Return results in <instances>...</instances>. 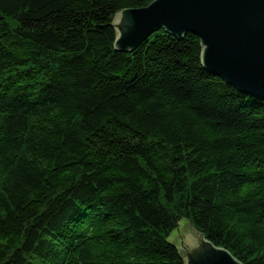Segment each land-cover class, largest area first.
Returning a JSON list of instances; mask_svg holds the SVG:
<instances>
[{
    "label": "trees",
    "instance_id": "obj_1",
    "mask_svg": "<svg viewBox=\"0 0 264 264\" xmlns=\"http://www.w3.org/2000/svg\"><path fill=\"white\" fill-rule=\"evenodd\" d=\"M154 1L0 0V264H185V225L264 264V100L191 33L118 52Z\"/></svg>",
    "mask_w": 264,
    "mask_h": 264
},
{
    "label": "water",
    "instance_id": "obj_2",
    "mask_svg": "<svg viewBox=\"0 0 264 264\" xmlns=\"http://www.w3.org/2000/svg\"><path fill=\"white\" fill-rule=\"evenodd\" d=\"M113 27L115 49L123 53L162 29L178 39L194 34L206 70L264 100V0H155L146 8L120 11ZM171 241L185 264H243L192 225L179 228Z\"/></svg>",
    "mask_w": 264,
    "mask_h": 264
},
{
    "label": "rangeland",
    "instance_id": "obj_3",
    "mask_svg": "<svg viewBox=\"0 0 264 264\" xmlns=\"http://www.w3.org/2000/svg\"><path fill=\"white\" fill-rule=\"evenodd\" d=\"M176 234H177V231H176V233H175V234H173V235H172V237H174ZM170 240H171V238H170Z\"/></svg>",
    "mask_w": 264,
    "mask_h": 264
}]
</instances>
